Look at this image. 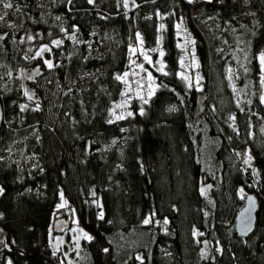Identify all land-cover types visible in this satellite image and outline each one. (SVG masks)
<instances>
[{
	"label": "trees",
	"instance_id": "trees-1",
	"mask_svg": "<svg viewBox=\"0 0 264 264\" xmlns=\"http://www.w3.org/2000/svg\"><path fill=\"white\" fill-rule=\"evenodd\" d=\"M124 2L0 4V264H264V0ZM137 45L154 91L115 120L116 77ZM43 46L52 69L35 56ZM189 51L191 87L181 78ZM61 193L92 237L72 257L50 246L62 232L53 222L70 221L55 209ZM247 193L255 227L240 237L233 222Z\"/></svg>",
	"mask_w": 264,
	"mask_h": 264
},
{
	"label": "rangeland",
	"instance_id": "rangeland-1",
	"mask_svg": "<svg viewBox=\"0 0 264 264\" xmlns=\"http://www.w3.org/2000/svg\"><path fill=\"white\" fill-rule=\"evenodd\" d=\"M198 1H201V0H198ZM206 1H208V0H206ZM240 19L242 21H244L246 19V17L242 16ZM184 44L190 45V42L186 39ZM188 47L190 48V46H188ZM133 48H135L137 51L135 54H133L132 51L130 52V60H129L128 67L123 72V74L125 72L129 73V75L127 77L128 83L127 84L123 83L124 84V91H123L121 100L116 104V105H123V107L118 108V107H116V105L114 107V112L117 115H120L123 113L124 109L126 108L128 102L131 100V98L143 97V99H145L146 97L149 96V93H152L154 86H155V82L154 83L150 82L147 79V74L149 72L151 73L149 66H152V64H149L147 61L144 60V56L142 53H146L148 56H149V54L145 50H143L140 45H137ZM133 48H131V49H133ZM45 59H46V53H43L42 57H39L38 61L44 62ZM132 61H135V63H132ZM141 64L143 65V67L146 71L140 70L139 65H141ZM156 65H158L156 68L160 69V64L158 62ZM260 67H261V64H260ZM35 69L36 68L26 70V72H25L26 75L28 77H30L34 73ZM260 73H261L260 74L261 77H264V72H262L261 69H260ZM182 74L184 76H187V77L191 74L193 76V80H196V78H197L196 61L194 59L192 51H189V53H187V55L184 56ZM91 77H92L91 75L84 76L83 78H81V82L83 83V82L89 80ZM153 80H154V78H153ZM150 83H152L151 88L149 87ZM262 85H263V96H264V82H262ZM125 93H127V95H125ZM235 155H238V154L235 153ZM244 165H245V167H247L251 170L252 175L256 174V170L254 168L253 160L251 157V152L247 149L245 151ZM203 188H202V191L204 190ZM61 205H63V207H61ZM55 209L58 211H63L64 213H68L69 211H71L69 209L66 201L62 198H61L60 202L56 205ZM57 219H59V218H57ZM61 231L62 232L60 234H56L50 238V246L52 247V249L54 251H57L61 247H63L67 251V253L69 254L70 257L73 256V253H74L73 251L76 248V246L78 245V243H76V242L79 238L88 240L84 237V233H86V232L83 231L79 227L77 220H76V217L72 211H71L69 225Z\"/></svg>",
	"mask_w": 264,
	"mask_h": 264
},
{
	"label": "snow or ice",
	"instance_id": "snow-or-ice-1",
	"mask_svg": "<svg viewBox=\"0 0 264 264\" xmlns=\"http://www.w3.org/2000/svg\"><path fill=\"white\" fill-rule=\"evenodd\" d=\"M89 3H94V0H88ZM189 3H195L196 0H188ZM208 2H211V0H208ZM133 3H134V0H133ZM0 4H2L3 8L5 9H11L14 7V4L12 3V0H0ZM124 7L127 8L128 7V3H127V0H125L124 2ZM6 15V13H5ZM4 19V16L3 15H0V20H3ZM163 25H161V29H163ZM177 27H179V25H177ZM4 39L3 36H0V40ZM29 39H32V37H29ZM137 39L140 40L141 44L143 43L142 39L140 38L139 34H137ZM62 41L61 40H55L53 41V44L54 46H59L61 45ZM194 43V41H193ZM51 51V49L47 46H43L39 49L38 52L35 53V56L36 57H42V54L45 53V52H49ZM132 53L135 54L136 53V49L133 48L131 49ZM143 56H144V60L147 61L149 64H152V60H151V57H149L146 53H142ZM164 53L161 51L160 52V56L163 57ZM259 62L261 64V71L264 72V53H262L260 56H259ZM132 63H135V61H132ZM44 64L47 66L48 69H52L54 67V64L51 60H48V59H45L44 60ZM181 66L183 67V61H181ZM198 66V65H197ZM140 67V70L141 71H146L143 67V65H139ZM163 69H164V65L163 63L161 62V65H160V71L163 72ZM39 68H37L33 75L31 77H29L30 79L31 78H34L35 75L39 74ZM231 71V70H229ZM164 75H167L168 73L167 72H163ZM129 73L125 72L123 75H118L116 77L117 80L121 81L122 83H125L127 84L128 81H127V77H128ZM182 79H184L185 81H189V87H191V82H190V78L187 77V76H181ZM147 79L150 81V82H153L154 83V80H153V77H152V74L149 72L147 74ZM261 80L262 82H264V77H261ZM199 83V78H197V84ZM149 87L151 88L152 87V83L149 84ZM154 91V89H153ZM152 93H149V95H151ZM25 95L28 97L29 100H32L33 99V95L32 94H29L27 90H25ZM125 95H127V93H125ZM141 99H143V97H140ZM261 101L264 102V96H261ZM145 103H147V101L145 100L144 101ZM116 107H123V105H116ZM25 108H27V105H23L21 106V110H24ZM35 110H39V104L36 105V109ZM170 111H173L175 110L174 108L172 109H169ZM140 114H143V109H141V113ZM112 115L114 116V119L115 120H121V119H124V115L123 114H120V115H117L115 112L112 113ZM128 116H131L132 113L131 112H128L127 113ZM111 122V121H110ZM250 159V158H249ZM0 192H2V189H0ZM61 198H63V194L61 193ZM61 207H63V205H61ZM100 218L102 219L103 218V213L101 212L100 214ZM152 220H151V217L150 218H146L143 223L144 224H149L151 223ZM165 224H167V220L164 221ZM84 237L88 240H92V237L91 236H88L86 233H84ZM105 252L108 251V249H104ZM139 259V257H138ZM9 264H11V262H9Z\"/></svg>",
	"mask_w": 264,
	"mask_h": 264
},
{
	"label": "water",
	"instance_id": "water-1",
	"mask_svg": "<svg viewBox=\"0 0 264 264\" xmlns=\"http://www.w3.org/2000/svg\"><path fill=\"white\" fill-rule=\"evenodd\" d=\"M3 121V111L0 102V125ZM257 200L253 193H247L244 196L243 204L234 216L233 229L240 237H247L250 235L255 227ZM67 222L62 219H56L52 228L54 231H61L67 227Z\"/></svg>",
	"mask_w": 264,
	"mask_h": 264
}]
</instances>
